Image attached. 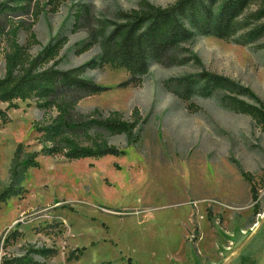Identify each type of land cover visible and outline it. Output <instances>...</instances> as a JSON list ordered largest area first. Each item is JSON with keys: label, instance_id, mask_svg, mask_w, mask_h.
<instances>
[{"label": "rangeland", "instance_id": "obj_1", "mask_svg": "<svg viewBox=\"0 0 264 264\" xmlns=\"http://www.w3.org/2000/svg\"><path fill=\"white\" fill-rule=\"evenodd\" d=\"M176 1L33 0L25 13L0 16V79L13 25L20 24L19 43L32 56L52 39H67L49 65L58 61L68 70L99 58L100 46L92 43L98 21L122 22V14L147 4L165 8ZM183 47L177 63L153 62L137 86L121 85L130 78L122 67L86 70L85 78L109 89L80 100L78 111L87 119L119 111L131 120L137 108L144 119L141 139L129 144L125 135L105 133L125 150L118 156H39L38 166L25 172V192L0 207V240L11 230L23 232L0 256L54 247L55 257L33 258L47 264H264V126L227 107L221 92H195L185 100L167 86L187 75L200 85L201 75L211 73L250 88L264 103V36L246 45L199 36ZM17 103L8 112L11 121L0 126V191L18 144L39 150L35 124L57 115L34 98ZM83 247L79 259H67Z\"/></svg>", "mask_w": 264, "mask_h": 264}, {"label": "trees", "instance_id": "obj_2", "mask_svg": "<svg viewBox=\"0 0 264 264\" xmlns=\"http://www.w3.org/2000/svg\"><path fill=\"white\" fill-rule=\"evenodd\" d=\"M12 1V7L7 4L0 6V16L25 13L33 0ZM255 2L257 0H177L165 8L147 4L140 11L124 13L122 22L98 21L92 43L100 46L99 58L68 70L59 69L58 61L49 65L58 57L67 39H52L37 56H32L19 43L20 24L13 25L7 39L6 72L0 79V102L8 104L7 108H0V126L11 121L8 112L19 107L18 100L34 98L39 108L56 109L57 115L49 123L35 124L39 150L27 151L22 143L18 144L9 171V182L0 191V207L11 197L25 192L22 185L25 172L30 166H38L39 156L77 160L125 154V150L109 143L105 133L125 135L129 144L140 141L144 119L137 108L131 120L125 119L119 111L96 119H87L78 111L80 100L109 89L85 78L83 75L88 68L106 64L125 68L130 78L121 85L137 86L153 62L177 63L183 45L193 43L199 36H214L242 45L254 42L264 36V22L255 24L264 19V0H259L255 11L244 15ZM249 17L253 23H244ZM245 29L244 35H240L239 32ZM200 82L199 85L194 76L187 75L169 79L167 86L185 100H190L195 92H221L227 107L251 115L264 126V103L250 88L211 73L201 75ZM239 95L251 97L255 104L248 103ZM251 192L255 201L253 187ZM22 237L23 232L19 229L8 232L0 240V253L1 248L8 249ZM85 250L86 247L77 248L69 253L67 259H79ZM57 253L54 247L30 249L28 254L18 257L2 255L0 264H47L46 261L35 260L33 254L48 259Z\"/></svg>", "mask_w": 264, "mask_h": 264}]
</instances>
